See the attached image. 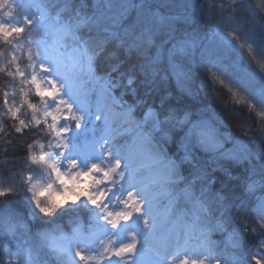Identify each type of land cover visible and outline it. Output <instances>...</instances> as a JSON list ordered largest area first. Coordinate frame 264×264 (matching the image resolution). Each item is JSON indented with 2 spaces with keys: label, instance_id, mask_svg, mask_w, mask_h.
<instances>
[{
  "label": "snow or ice",
  "instance_id": "1",
  "mask_svg": "<svg viewBox=\"0 0 264 264\" xmlns=\"http://www.w3.org/2000/svg\"><path fill=\"white\" fill-rule=\"evenodd\" d=\"M116 7L113 24L135 10L130 27L140 26V38L148 44L168 23L145 0H120ZM200 8L199 23L210 25L212 38L207 43L193 36L174 38L167 49L169 64L185 62L189 80L203 74L201 83L210 93L218 84L233 97L243 94L240 102L247 110L260 109L264 117V66L259 71L254 67L257 57H264V0H228L227 7L224 0H205ZM64 13L70 14L67 19ZM96 23L79 11L73 14L70 0L52 5L0 0V73L18 82L20 97L8 91L0 97V155L24 152L0 160L8 166L6 182L0 181V215L13 221L2 228L13 238L3 248L7 264H38L40 247L26 238L33 228L56 264H205L217 255L214 231L223 233L233 250L227 264H264V151L221 150L214 170L221 176L209 173L197 152L222 149L215 129L188 110L179 111L165 96L158 106L140 96V86L150 82L145 65L124 69L120 48L110 47V37L118 34L108 28L107 36L80 34ZM69 38L74 55L66 59L60 50ZM160 58L158 50L149 63L156 65ZM82 74L102 83L123 116L122 131H115L99 106L93 110L81 100L76 85ZM250 138L264 144V121ZM17 160L26 163V170L13 167ZM241 165L245 167L236 174ZM217 179L224 187L226 181L234 182L239 191L228 195L221 188L202 199ZM257 188L261 195L245 213L243 206ZM16 197L30 206L31 221L11 208ZM162 198L167 200L163 208ZM180 200L192 203L200 213L197 219L206 222L196 229L195 244L205 259L180 256L181 241L186 245L192 237L191 226L183 236L164 227ZM234 207L233 222L229 214ZM62 217L80 223L60 233L62 244L51 243V228Z\"/></svg>",
  "mask_w": 264,
  "mask_h": 264
},
{
  "label": "trees",
  "instance_id": "2",
  "mask_svg": "<svg viewBox=\"0 0 264 264\" xmlns=\"http://www.w3.org/2000/svg\"><path fill=\"white\" fill-rule=\"evenodd\" d=\"M186 24V23H185ZM207 29H203V25L200 24L202 27V30L197 31V39L200 40V37L202 38V41L205 43L208 42L206 39L209 34L212 35V29L209 24L204 23ZM196 26L199 27V23L193 22L187 26L184 25V23L180 22V24H176V26L173 29H170L169 34L163 36V40L165 41L163 45L172 44L174 42V38H178L181 34H188L189 30H195ZM199 29V28H198ZM187 31V33H186ZM118 34V33H117ZM131 34L124 33L122 36L120 34L114 36L111 38V44L110 47H119L121 51V60L125 61L124 69L128 67L129 64H136V65H145L146 71L148 73L147 80L150 81L149 83L142 84L140 86V96H144V98L148 101L149 104L158 106L160 102V97L165 96L167 101L175 108H177L179 111L188 110L191 114L193 113L194 107H206V111L209 114H215L218 119L221 120L223 125H219L220 128H218L219 131H228V128H231L234 135L237 136H243L242 134H239L238 132L241 130H250L251 133L257 131L258 127L260 126L257 115H254V113H250L245 105L240 104L241 102L239 99L231 96L226 90L222 89L219 85H216V92L215 95L212 98H207L208 95H202L200 97H203V100L200 99L201 102L194 103V100H196L191 93L185 92L183 90L179 89V85L176 82V77L174 75V68L169 64V61L165 58L164 60H160L158 64L151 65L149 63L150 59L156 55V50L158 51L157 46L152 48H147L148 51H130V53L127 51L128 46L130 43H126V40L129 39ZM167 60V61H166ZM100 63H105L103 57H101ZM254 67H257V65H254ZM155 68V76L152 75V69ZM178 69V68H177ZM123 70V69H122ZM141 79H144V77H141ZM18 82L13 81L11 78H8L5 74L0 73V97H2L3 91H8L12 88L17 87ZM193 85V84H192ZM200 84L193 85L192 91L196 94L198 92H202L201 89L198 87ZM256 87H259V84L257 83ZM166 90L168 92H166ZM149 92L150 94L145 96V92ZM119 93L117 92V95ZM199 96V95H198ZM125 100H128L129 103H131V99H129L128 96H125ZM0 105H2V99H0ZM2 107H0V112H2ZM143 111V105L138 107L137 114L139 112ZM260 111V110H259ZM195 117V114H193ZM196 118V117H195ZM8 121L5 120V124H7ZM243 138V137H242ZM246 147L251 149L255 153H260L261 151H264V144H261L259 140H253V139H247L246 140ZM24 152L22 149H18L15 152L9 151L8 157H4L0 155V160L3 159H9L13 156H23ZM209 157H206L204 154L202 155V159L200 161L201 165L204 166L209 173H211L215 177H220L221 173L218 171H214L216 167H211L209 163ZM7 167L4 164H0V181H5L8 178V171ZM13 167L17 170H26V163L24 161H15ZM245 165L239 166L235 170V173L238 174ZM227 184L226 187H224L220 180L217 179L216 183L211 185L209 187L210 190L217 192L221 188H223V191L231 195L233 191H239L238 188H236L234 182H225ZM19 186V185H18ZM235 203H239L236 201ZM10 206L12 209L18 212V214L21 217H24L25 222L31 221L32 218L28 213H30V206L27 204L26 201L23 200L22 197H16L13 198L10 202ZM247 206V201L245 205L243 206V211L245 213H248L247 209L245 208ZM235 213L236 209L235 207L232 209V212L229 214L232 218V221H235ZM13 223V221L8 220L5 216L0 215V264H6V257L3 251L4 245L9 244L11 245L13 242V238L6 235L2 228L4 227L5 223ZM78 222V221H76ZM34 224L35 222L32 221ZM79 223V222H78ZM35 229V228H34ZM36 230V229H35ZM34 230V231H35ZM49 230V229H44ZM35 239L37 236L36 234L33 236ZM31 244V243H30ZM33 245V244H31Z\"/></svg>",
  "mask_w": 264,
  "mask_h": 264
},
{
  "label": "rangeland",
  "instance_id": "3",
  "mask_svg": "<svg viewBox=\"0 0 264 264\" xmlns=\"http://www.w3.org/2000/svg\"><path fill=\"white\" fill-rule=\"evenodd\" d=\"M76 2L78 3H83L84 0H70V2ZM137 2H139V0H137ZM145 2L147 4H149L151 6V10L153 12H157L159 13L161 16L163 15H167V13L170 14H174L176 15V19L175 21L172 23V26H168L169 29H173L176 24L178 22H184L186 19L188 21H196V23H199L200 20V16H201V8L200 5L205 3V0H145ZM225 2V7H227V3L228 0H224ZM253 3L257 2V0H252ZM120 3V0H95L94 2V7L96 6V9L98 12H96V14L98 15V17L103 20L102 24L103 26L111 29V30H116L117 33H120V35L122 36L125 32V29H128L127 34H131V36L129 37V39L126 40V43H130V46H133L131 48V51H148L147 48H152L157 46L158 50L161 53V58L160 60H164L165 58L168 60V56H167V49L171 47V44H167V45H163L165 44L164 40H163V36H161L160 32H161V28H158L157 31L154 33L153 36V43L148 44L146 42V38H140V32H141V27L140 26H134V27H130V25H132L134 18L136 16V11L132 10L128 13V16L123 19L122 21H120L119 24H113V21L111 19V17L115 16L118 12L117 9V5ZM109 5H111V7H109ZM99 9V10H98ZM101 9V10H100ZM187 17V18H186ZM241 23H245L243 20L240 21ZM206 24H208L207 22H205ZM201 23H199V27L196 26L195 30H189L188 34H181L178 38L180 37H185V36H193V37H197V33L196 30H202V27L200 26ZM203 25V29H207L204 23L201 24ZM246 27H250V24H246ZM199 28V29H198ZM211 29V28H209ZM187 33V31H186ZM96 35L99 36H107L109 35L108 33L104 34L102 32V30H98V33ZM211 35V34H209ZM111 38V37H110ZM203 37H200V40H202ZM70 45H75L74 42L70 39V43H68ZM157 52V50H156ZM64 56L66 59L70 58L71 56H73L74 54L72 53V50H68L66 52H63ZM166 60V61H167ZM169 61V60H168ZM257 61L258 62H254V65H257L256 70L259 71L261 66H264V57H257ZM70 59H69V63H70ZM174 68V75L176 77V82L179 85H183L185 87H189L190 84H200L198 87L201 89L202 92H198L197 94L195 92H193L192 90L188 89V93H191V95L193 97H196L194 100V103L196 104L197 102H201V100H203V97H200L202 95H209L210 96V92L207 90L206 85L202 84L201 81L203 80V74L197 76L194 80H189L185 77L184 72H185V62L182 61H176L175 67ZM178 68V69H177ZM82 76H86V74H82ZM79 83H81L82 85H86V87H88V84L85 82V78H81V80L79 81ZM218 85V84H217ZM91 89H86V91H80V98H82L84 95H86L87 92H89ZM12 92H16V99L19 100V85H17V87L12 88L10 90V93ZM199 95V96H198ZM99 102L97 103L96 107L99 106V108L102 110V112L107 113L112 124H113V128L117 129V130H123V117L121 115L120 109L116 108L111 99L103 92L102 90V86H101V91L99 93ZM235 98L239 99V101L244 100V96L243 94H240L239 96H235ZM11 99V96H10ZM204 101V100H203ZM246 102V101H245ZM240 104H244V103H240ZM245 105V104H244ZM96 109V108H95ZM258 111L260 109H257ZM256 111V113L258 114L259 112ZM195 114V117L194 115ZM192 116L195 119L198 120H203L207 123V125L209 126V128L215 129L217 135L220 134L218 132V127L221 124V120L217 118V116L215 114H209L206 111V107H194L193 108V113ZM259 114L257 115V120L259 122V124H261L262 120L259 119ZM260 118H264V117H260ZM264 121V120H263ZM248 131L249 132V136H245L244 132ZM227 136L225 135L223 137V140L225 141H231L232 145L234 146L235 149L240 150L243 147H246V140L250 139L251 136V131L250 130H241L238 133L242 134L243 136H237L233 134V131L231 128H228V131L226 132ZM219 136V135H218ZM230 137V139H229ZM243 137V138H242ZM237 140L240 144H238L235 140ZM221 140V139H220ZM221 144H224L223 141H221ZM227 151L228 148H224L222 147V149H218V150H212V151H202L201 153H198L197 156L199 157V161H201L202 159V155L204 154L206 157L207 155L209 156V163L211 165V167H217L215 164V160L219 155V151ZM229 151V150H228ZM216 169V168H214ZM197 188H200V185H197ZM199 189H196V193ZM258 192V197L261 195V189L257 188L256 190ZM215 192L210 190L208 193V196L205 198L210 199L212 197V194H214ZM58 198L62 199V197ZM165 199L162 198L161 202H163ZM190 205V202H186L184 200H180L177 203L176 209L172 211L171 216L169 217L168 221L165 223L164 227L168 232H175L180 234L181 236H183L188 229L189 224H185V226L183 227H178V228H174L172 230H169L170 227H168L170 225V223L172 222L173 219H175V217H173L175 214H180L184 213L185 210L187 209V207ZM200 214H197V217H199ZM173 217V218H172ZM197 217L194 218L193 222L197 223L196 227H195V232H193V235L191 237V239L188 241V243L186 245H184L183 240L181 241V244L183 245L182 248L183 250L181 251L180 249V256H184L187 255L189 256H194L196 255V253H202L201 255H203V257L201 259H205V252L203 249H198L197 247H195L196 244V229L200 228V227H204L206 226V222L203 218L201 219H197ZM212 223H214V221H212ZM212 239L217 241L218 243V249H217V255L215 257V259H208L205 261V264H216V260H219V264H227L230 254L233 251L231 249V247L227 244L226 241V237L223 233H220L219 231H214L213 235H212ZM196 258V257H195ZM199 258V257H198Z\"/></svg>",
  "mask_w": 264,
  "mask_h": 264
},
{
  "label": "bare ground",
  "instance_id": "4",
  "mask_svg": "<svg viewBox=\"0 0 264 264\" xmlns=\"http://www.w3.org/2000/svg\"><path fill=\"white\" fill-rule=\"evenodd\" d=\"M83 2H84V4L91 5V6L93 7V9H96V6L94 7V2H95V0H84ZM98 10H99V9H98ZM100 10H101V9H100ZM96 12H98L97 9H96V11L94 12V15H95V16H93V17L96 18V19L101 20V19L98 17V15L96 14ZM163 17L167 18L168 23H167V25H165L164 27H161V32H160L161 36H165V35L171 33V32H170V29L168 28V26H172V23H173V22L175 21V19H176V15H174V14H170V13H167V15H163ZM186 18H187V17H186ZM102 21H103V20H101V23H102ZM193 22H196V21H188V20L186 19V20H185L184 22H182V23H184V25L187 26V25H189V24H191V23H193ZM185 23H186V24H185ZM178 24H180V22H178ZM103 27H104V28H107V27L103 26V24H102V27L99 29V31H100V30H103ZM97 33H98V32H97ZM97 33H96V34H97ZM96 34H93V36H97ZM211 38H212V35H209V36L206 37L207 40H210ZM130 45H131V44H130ZM130 45H129V46H130ZM129 46H128V48H129ZM193 85H195V84H193ZM193 85L190 84L189 87H185V86H183V85H180L179 89H180V90H183V91H185V92H187L188 89L192 90ZM166 92H168V91L166 90ZM214 95H215V93H214V94L211 93L210 96L208 95L207 98H212ZM194 98H195V97H194ZM242 105H244V104H242ZM248 111H249V110H248ZM257 111H258V110H257ZM249 112H250V111H249ZM258 112H259V111H258ZM250 113H252V114L254 113V115H258L256 112H250ZM259 119L262 120V121L264 120V118H260V117H259ZM222 124H223V123L221 122V125H222ZM218 128H220V127H218ZM220 133H221L223 136L226 135V132H225V131H220ZM170 146H171V145H170ZM222 146H224V144H222ZM229 149L232 150V149H235V148H234V146H231ZM202 151H203V150L197 152V154H198V153H201ZM225 151H226V150H225ZM207 157H209V156L207 155ZM197 159L199 160V157H198V156H197ZM248 200H249V199H248ZM248 200H247V205L249 204ZM255 203H256V202H255ZM255 203H253V204L250 206V208L247 209V211H250V210L254 207Z\"/></svg>",
  "mask_w": 264,
  "mask_h": 264
}]
</instances>
